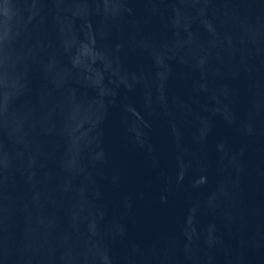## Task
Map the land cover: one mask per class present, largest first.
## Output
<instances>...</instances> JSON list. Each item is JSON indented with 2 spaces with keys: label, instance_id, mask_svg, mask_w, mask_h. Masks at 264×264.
<instances>
[{
  "label": "water",
  "instance_id": "1",
  "mask_svg": "<svg viewBox=\"0 0 264 264\" xmlns=\"http://www.w3.org/2000/svg\"><path fill=\"white\" fill-rule=\"evenodd\" d=\"M0 264H264V0H0Z\"/></svg>",
  "mask_w": 264,
  "mask_h": 264
}]
</instances>
